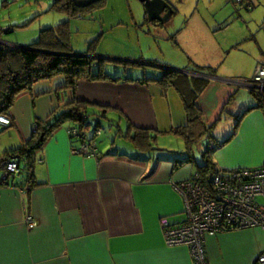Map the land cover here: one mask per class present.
<instances>
[{
  "label": "crops",
  "instance_id": "crops-1",
  "mask_svg": "<svg viewBox=\"0 0 264 264\" xmlns=\"http://www.w3.org/2000/svg\"><path fill=\"white\" fill-rule=\"evenodd\" d=\"M231 2L233 4L225 2L230 8L228 15L219 19L216 16L214 26L209 24V27L218 36L216 32L236 21L242 26L241 32L233 33L230 41L218 39L221 60L210 63L236 64L240 76L218 75L219 70H215L216 76L207 75L188 67L171 70L188 77L209 79L204 92L214 77L221 83L216 86V96L213 95L221 102L216 119L231 114L238 120L244 113L233 144L243 149L250 141L251 150L244 151L241 159L231 161L227 157L228 147L220 146L215 153L219 168H260L264 166V107L248 112L259 102L258 96L247 86L250 80H245L243 74L249 69L254 76L257 65L264 63V0ZM173 8L174 15L176 9ZM145 19L155 26L166 24L149 20L146 9ZM2 33L3 29L0 38ZM238 57L243 61H233ZM146 64L157 70L170 69L157 61ZM156 84L124 79H82L73 97L92 106L110 108H105V118L117 109L127 116L130 132L137 128L165 132L184 125L185 108V117L183 115L178 123L161 125L156 121V93L152 92ZM65 86V77L57 76L39 81L32 90L17 96L9 115L12 124L0 123V164L8 158L19 159V155L11 151L31 140L35 121L48 118L58 107L57 102L63 105L70 101L72 94ZM242 87L248 88L252 97L245 96L237 103L236 96ZM162 89L157 95L164 100L169 88ZM181 101L185 107L182 97ZM198 104L205 114L200 98ZM97 125H101L100 122ZM73 127H78V123L57 129L36 153L32 159L31 181L24 182L22 173L12 184L4 183V170L0 165V264H194L188 245L166 243L162 220L167 219L171 225L186 221L184 198L176 185L192 177L195 165L189 169L185 164L190 162L177 163L173 154L154 156L138 148L129 133L126 136L134 143L131 149L114 143L99 145L95 141L87 145V152L75 153L74 148L83 143L71 136ZM229 134L221 137L213 132L219 141L230 138ZM28 215L37 222L34 228L26 220ZM205 249L209 264H258L259 256L264 254V229L255 227L219 233L207 238Z\"/></svg>",
  "mask_w": 264,
  "mask_h": 264
},
{
  "label": "rangeland",
  "instance_id": "rangeland-1",
  "mask_svg": "<svg viewBox=\"0 0 264 264\" xmlns=\"http://www.w3.org/2000/svg\"><path fill=\"white\" fill-rule=\"evenodd\" d=\"M54 1L0 0V32L3 29L0 40L2 43L12 47H30L40 38L41 30L69 22V45L77 54L89 55L88 57L93 60L92 67L95 73L102 66L112 77H118V75L137 77L146 73L149 74L148 76H161L164 69L157 70L146 64L157 61L170 68L167 70H181L188 67L207 75L212 73L211 75L216 76L215 70H219L218 75L240 76L236 64L229 63L230 65L219 66L220 64L210 63L213 61L216 64L215 61L221 60L219 53L221 45L218 39L230 41L233 33L241 32L242 26H239L236 21L228 28L216 32L218 36H215L209 27V24L214 26L215 21L213 20L216 16L219 19L228 15L230 8L225 2L233 4L231 0H167L175 7L176 13L164 26H155L153 22L145 19V8L139 0H105L101 5L86 11L84 16H71L54 9L52 8ZM238 19L241 21V18ZM241 60L243 61L238 57L233 61ZM243 75H245V80L253 78L249 69ZM220 84L214 77L208 89L200 97L206 109L203 118L205 122L216 123L213 130L215 134L222 137L230 133L229 136H231L237 123L235 115L226 114L216 119L221 102L213 95L216 96V90ZM160 89L162 87L159 84L152 89V92L156 93L154 102L156 106H154L158 108V111H155L156 121L158 120L161 125L178 123L183 115L185 117L183 109L185 107L181 105L179 93L175 87H169L168 95L162 100L157 95ZM218 95L220 97V93ZM245 96L246 98L252 97L249 89L239 88L236 96L237 103ZM57 103L58 107L62 105L61 102ZM89 105H91L89 111L96 114L88 117L89 130H82L92 135L88 143L96 141L97 144L106 146L114 143L113 145L123 149H131L134 143L127 138L126 134L129 133L132 136L135 131L130 132L127 116L113 109L114 113L105 118L103 112L106 107ZM231 107L233 105H230ZM106 109L110 110V108ZM98 122L101 125H97ZM73 123L71 120H66L60 128L66 129ZM96 126L102 130L99 136L95 131ZM239 130L240 126L237 134ZM152 134L154 138L151 141L155 149L149 152L161 157L170 156L173 151H188L189 154H194L196 158L202 160L200 151L205 149L211 139L206 135L202 137L201 142L198 140L187 144L183 136L170 130L167 133L154 130ZM235 138L225 144V147L229 149L227 157L231 161L241 159L240 156L244 151L251 150L250 141L243 149L234 147ZM74 140L78 141V137L75 136ZM214 160L218 162L216 155ZM185 166L192 169L194 163H188Z\"/></svg>",
  "mask_w": 264,
  "mask_h": 264
},
{
  "label": "trees",
  "instance_id": "trees-1",
  "mask_svg": "<svg viewBox=\"0 0 264 264\" xmlns=\"http://www.w3.org/2000/svg\"><path fill=\"white\" fill-rule=\"evenodd\" d=\"M104 1L105 0H101L87 8H78L74 0H55L52 8L68 13L71 16H84L86 11L101 5ZM68 25L69 22H64L59 26L41 30L38 41L30 46L35 49L53 51L56 52L55 54L41 52L35 49L12 47L0 43V115H10V110L17 96L24 91L32 90L33 85L42 80L64 76L66 79L65 89L72 94L70 101L57 107L48 118L43 120L38 118L35 121L34 126L36 129L28 143L11 151V154L16 153L19 155V159L18 157H16V159L20 164L22 173H24L23 181L29 182L33 179L32 159L38 151L42 150L48 139L66 120L78 123L77 128L79 130V135H83L84 137V139L78 137V141L82 143L88 142L90 136L92 137L91 134L83 131L90 126V122L88 121L89 115L95 113L89 112V103H87V101L78 100L73 97L79 81L82 79L93 81L124 79L129 81H142L143 83L154 82L159 84L163 89L175 87L178 90L184 101L187 121L184 125L174 127L170 131L183 136L187 144L197 142L198 140L201 142L202 137L206 135L211 139L210 143L206 144L205 149H201L200 151L202 160L196 158L194 154H189L188 151H173L172 154L177 157V163H194L196 171L188 180L199 175L197 179H199L202 184L211 188L212 178L217 172L223 170L219 168L217 162L214 160L215 153L220 146L229 142L236 135L244 113L238 118L234 132L230 138L219 141L218 138L213 135L215 124L208 125L205 122L203 118L204 112L198 104L201 93L204 92L209 84V79L188 77L174 70L163 71V74L159 78L151 76L135 78L136 76L133 75L127 77H112L102 66H100L99 70L95 73L92 67L93 60L89 57L58 54H71L75 52L69 45ZM252 92L258 96L257 99L259 103L251 107L248 112L258 107H264V95L259 94V92L255 90H252ZM98 130L101 129L96 127L95 131ZM165 132L167 133L168 131ZM71 136L75 137L72 133ZM131 137L138 148L148 151L155 149L151 141L154 135L150 129L137 128L135 134ZM23 181L22 183H24Z\"/></svg>",
  "mask_w": 264,
  "mask_h": 264
},
{
  "label": "built area",
  "instance_id": "built-area-1",
  "mask_svg": "<svg viewBox=\"0 0 264 264\" xmlns=\"http://www.w3.org/2000/svg\"><path fill=\"white\" fill-rule=\"evenodd\" d=\"M237 1L243 3L245 0ZM247 85L264 95V63L257 65ZM0 123L8 126L12 124V119L9 115H0ZM70 133L83 137L77 127L71 128ZM88 144L84 142L74 148V152H87ZM0 165L4 170V183L12 184L21 177L22 169L17 159L8 158ZM198 177L196 175L176 185L184 198L186 221L171 225L164 219L162 226L168 245H188L194 264H209L205 249L208 237L247 228L264 229V166L220 170L212 178L211 188L202 184ZM26 220L31 228L37 225L31 215ZM258 264H264V254L259 256Z\"/></svg>",
  "mask_w": 264,
  "mask_h": 264
},
{
  "label": "water",
  "instance_id": "water-1",
  "mask_svg": "<svg viewBox=\"0 0 264 264\" xmlns=\"http://www.w3.org/2000/svg\"><path fill=\"white\" fill-rule=\"evenodd\" d=\"M99 1L101 0H74V3L78 8H87V7H90L98 3ZM139 1L144 4L149 20L151 21L158 20L159 22H162V23H167L171 20L173 13H174V8L167 0H139ZM19 48L31 49V50L35 49L32 47H19ZM35 50L46 52V53H53V54L56 53L53 51H47V50H41V49H35ZM58 54L73 55V56H87V57L89 56L87 54L82 55V54H77V53H71V54L70 53H58Z\"/></svg>",
  "mask_w": 264,
  "mask_h": 264
}]
</instances>
